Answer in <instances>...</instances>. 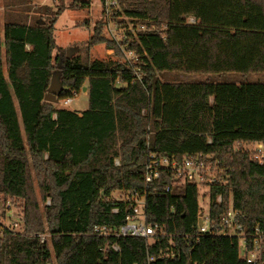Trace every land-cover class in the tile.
Returning a JSON list of instances; mask_svg holds the SVG:
<instances>
[{
    "label": "trees",
    "instance_id": "obj_1",
    "mask_svg": "<svg viewBox=\"0 0 264 264\" xmlns=\"http://www.w3.org/2000/svg\"><path fill=\"white\" fill-rule=\"evenodd\" d=\"M121 4L120 23L146 28L127 31L117 43L96 21L80 47L104 44L114 54L86 63L58 46L55 24L63 10L87 7L89 0L62 1L55 12L47 7L42 22L7 21L3 36L0 24V197L21 209L13 217L20 230L5 227L0 235V264H249L240 258L239 236L195 234L194 184H175L169 170L146 184L144 173L152 154L212 155L227 179L211 190L212 220L232 205L247 233L264 232V163L240 146L264 142V83L166 77L264 72V0ZM55 72L64 86L60 99L87 86L86 109L45 100ZM35 182L41 199H50L43 209ZM167 184L171 192H154ZM135 190L148 191L147 221L161 233L94 234L96 226L118 229L125 222L130 204L113 194ZM43 235L49 238L42 241ZM149 255L156 261L149 263Z\"/></svg>",
    "mask_w": 264,
    "mask_h": 264
},
{
    "label": "built area",
    "instance_id": "obj_2",
    "mask_svg": "<svg viewBox=\"0 0 264 264\" xmlns=\"http://www.w3.org/2000/svg\"><path fill=\"white\" fill-rule=\"evenodd\" d=\"M95 2V1H91ZM96 3L101 6L104 25V34L117 43L123 39L127 31H132L135 35L138 30H144V25L133 26V24H122L120 20L123 15H119L122 4L121 0H97ZM126 18V17H125ZM128 20V18H126ZM194 21L193 19H191ZM112 54H114V50ZM122 50L127 59H133L131 52L126 51V47ZM73 97L65 98L64 104L71 103ZM257 149L251 150L253 158L259 163H264V142H256ZM247 144V143H245ZM246 151L250 149H245ZM116 164H119V158L115 159ZM163 170L172 171L175 175L174 183L181 185L185 182L194 184L198 189L199 210L197 214V226L195 234L200 235H237L240 238V258L249 264H264V232L258 228L253 233H247L244 224L240 218L238 210L234 209L232 205L228 210L222 214L221 218L214 222L211 217V190L215 185H222L227 183V179L223 173V169L218 165L217 160L212 155H186L181 159L169 156L150 155L145 165V182L146 184L153 183L159 179ZM171 185L167 184L162 190L155 188L154 192L157 194L171 192ZM148 191L143 192L135 190L133 192L116 191L113 197L117 200L128 202L131 211L126 215L125 222L118 228L112 229L109 227L94 228L93 233L99 236H133L150 238L156 235L159 231L158 225H154L147 221V204ZM224 198L221 193L217 195V201L223 202ZM50 201L48 200V204ZM10 210V208H7ZM118 208H114L117 212ZM8 218L9 222L1 223L5 228L16 231L20 230V224L13 219L12 213L4 216L0 210V222ZM161 233V232H160ZM42 241L46 239L42 236ZM113 247L119 250V245L114 244ZM174 255L173 250L167 254H161L158 258L164 259L166 256ZM155 255H149L148 262L156 261Z\"/></svg>",
    "mask_w": 264,
    "mask_h": 264
},
{
    "label": "rangeland",
    "instance_id": "obj_3",
    "mask_svg": "<svg viewBox=\"0 0 264 264\" xmlns=\"http://www.w3.org/2000/svg\"><path fill=\"white\" fill-rule=\"evenodd\" d=\"M69 0H0V24L2 28V36L4 25L7 21L13 22H29L35 23L39 20V17L45 16V9L50 7L52 12H55L57 5ZM90 5L80 9L66 8L58 16L55 24V38L58 46L62 48H67L69 46H85L93 32V26L96 21L103 19L102 9L97 0H89ZM91 1H95L94 3ZM86 20L88 24H86ZM111 49H107L104 44H98L92 47L89 51L80 50V55L82 62L86 63L88 59H102L110 56L107 54ZM57 53V52H56ZM112 53V50L111 52ZM167 78L181 80L185 82H230V83H264V72H255L249 74H242L239 72H226V73H213V74H184V73H169L166 74ZM64 99H60L56 105L58 107H67L72 110H77L78 108L88 107L89 98L83 92L74 95L71 103L64 104ZM87 104V105H86ZM244 150L250 149L256 150L257 143L242 144L240 145ZM36 184V182H35ZM36 190L39 197L41 208H44L45 203L41 199V194L39 189ZM10 208V212L5 210ZM0 210L3 212L4 216L10 215L15 217L18 214L20 215L21 209L16 203L11 199L4 196L0 197ZM1 220V218H0ZM8 223L9 220L6 217L0 222V235L3 234L4 227L1 223ZM46 238H49L48 235H45ZM42 238V237H41ZM55 263V259L53 261Z\"/></svg>",
    "mask_w": 264,
    "mask_h": 264
},
{
    "label": "water",
    "instance_id": "obj_4",
    "mask_svg": "<svg viewBox=\"0 0 264 264\" xmlns=\"http://www.w3.org/2000/svg\"><path fill=\"white\" fill-rule=\"evenodd\" d=\"M39 22H42L39 20ZM82 49L80 46H69L66 48V53L71 56V54H76ZM63 83L60 79V72H55L52 76V80L50 83V86L48 88V92L45 95V100L58 103L60 101V95L61 92L63 91ZM83 91L87 90V86H84L82 88ZM190 264V263H189Z\"/></svg>",
    "mask_w": 264,
    "mask_h": 264
},
{
    "label": "crops",
    "instance_id": "obj_5",
    "mask_svg": "<svg viewBox=\"0 0 264 264\" xmlns=\"http://www.w3.org/2000/svg\"><path fill=\"white\" fill-rule=\"evenodd\" d=\"M25 23H28L29 24V22H25ZM107 51H109V52H111V50H107ZM107 53V54H109V55H112V53ZM87 96H88V89L86 90V91H83ZM87 105V104H86ZM87 107H82V108H78L77 110H84V109H86Z\"/></svg>",
    "mask_w": 264,
    "mask_h": 264
}]
</instances>
